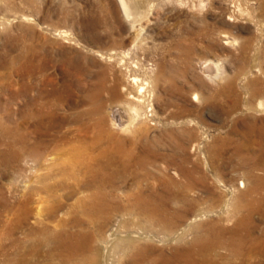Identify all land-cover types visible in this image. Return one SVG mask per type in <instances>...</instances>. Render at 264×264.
<instances>
[{
    "label": "rangeland",
    "instance_id": "obj_1",
    "mask_svg": "<svg viewBox=\"0 0 264 264\" xmlns=\"http://www.w3.org/2000/svg\"><path fill=\"white\" fill-rule=\"evenodd\" d=\"M136 1L132 15L125 0H0V127H22L36 143L40 131L47 151L11 168V177L0 162V198L4 192L13 205L33 187H53L33 194L30 225L42 219L52 233L65 222L77 233L75 256L63 247L68 240L43 244L31 235L27 264H172L193 251L215 264H264V112L257 109L264 102V0ZM135 78L137 88L146 85L148 114L120 131L109 111L127 103L123 87L134 88ZM102 117L108 132L131 138L150 162L138 169L142 176L126 178L127 187H107L124 209L115 203L104 229V218L86 212L94 189L83 188L76 158L100 133ZM11 140L0 141V153ZM243 181L248 189L263 183L248 198L261 201L251 214L240 199ZM141 194L170 204L175 215L191 212L183 225L151 223L130 210L129 197ZM2 205L0 236L14 220ZM10 253L0 254V264H12Z\"/></svg>",
    "mask_w": 264,
    "mask_h": 264
},
{
    "label": "bare ground",
    "instance_id": "obj_2",
    "mask_svg": "<svg viewBox=\"0 0 264 264\" xmlns=\"http://www.w3.org/2000/svg\"><path fill=\"white\" fill-rule=\"evenodd\" d=\"M125 4H126V11L128 12V14L130 13L133 15V14L138 13L139 5H138V2L136 0H125ZM136 21H137V19H136ZM133 82L135 85L134 88L130 87L127 84L123 87V89L126 92V96L128 98L127 103L124 102L125 104H123V105L114 106V107L110 108V111H109V116L111 117V122L115 126L114 128H116L117 130H120V131H127V132L129 131L130 132L131 129H133V127L136 125V123L139 120L143 119L148 114V113H146V111L144 109L146 106V104H145L146 103V97L144 94L145 90H146V88H145L146 85H141V87L137 88L136 86L138 84H137L136 78L133 80ZM114 91H115V93L117 92L116 94L118 95V90L114 89ZM93 109H94V107H93ZM100 109H101V107L100 108L97 107L95 109V111L98 112ZM257 109L260 112H264V102H261ZM151 111H153V109ZM28 115H26V119H27ZM28 120H30V119H28ZM143 121H144V119H143ZM99 124H100L99 125L100 131L99 130L98 131L100 133L94 137L93 142H91V144L88 143L87 145L83 146L80 150H78L76 158L78 159V162H80V164H81V167H79V168H81L85 174V183L83 184V188L94 189V192L91 195V201L89 203H88V201H84V204L86 207V212L88 211L91 216L104 218L105 221L100 225V228L104 229V226H105L104 223L108 222L112 219L110 217V215L108 214V211L110 210V208L115 203H118L119 205L117 207L124 209L123 199L120 200L118 198H115L116 201L111 199L112 198L111 195L106 191L107 187H109V188L115 187V186L127 187L130 184V180H128L126 178L129 175H133V176H137V177L142 176V174L138 171V169L149 168L150 162L148 160H146L145 158H143L142 156H138L137 145L134 143L132 144L133 141L131 138L122 137V136L118 135L117 133H114V131L108 132L111 129H109L107 127L109 130L108 131L106 130V127L104 126V125H106V118L105 117L100 118ZM21 128L22 127H0V141H5L6 138L13 139V140H11V143H9L7 146L9 148L6 149L4 152L0 153V162L1 163L3 162V165L8 169V171H7L8 177H11L13 174V172L11 171V168H13V167L17 168L18 165H20V163H22V161H24L25 159H30L31 161L33 160V161L37 162L39 160H42L45 152H47L45 145H43V144L41 145V143H40V142H43L45 140V135L38 133L40 131L36 132L38 135L41 136V140L38 143H36L37 141L35 139H34L35 142H33L34 140H32L31 137H28L27 135H25L26 133L23 134L21 132ZM143 130H142V132H143ZM104 141L107 142L108 144L105 147L100 148V146L103 145ZM129 142H131V144H132L131 148H129V144H128ZM17 146H19L18 149H17ZM92 148H94L96 151L89 152ZM143 150H141V151H143ZM143 152L146 154L147 151H143ZM258 165L261 166L262 164H257L256 168L258 167ZM263 166H264V163H263ZM21 170H23V169H21ZM153 170H155V169H153ZM254 174H255V172H254ZM57 177H58V174H57ZM123 177H125V178H123ZM38 178H40V181L43 182V180L46 179L47 177H45L44 179H41V176H40ZM139 179H140V177H139ZM260 180H262V182L264 183L263 177H261ZM262 182L259 183L257 186L253 187V189L252 188L248 189L247 183L244 181L241 182V187L248 189V190H245L244 192H242V194L240 195V199H243V201H248L247 204L244 205L245 212L251 214L252 211L255 210V205L261 203L260 199H251V200H249V199L253 195H255L259 192L261 185L263 184ZM165 183L166 182H164V184ZM55 185L56 186H59V185L62 186V183L60 181H57L55 183ZM165 185H167V184H165ZM45 187L44 188L38 187V186L33 187L32 193H27V194L24 193L22 195V197L18 198V199H16V197H14V200L16 201V203L13 205H12V201L9 200L4 195V192L2 193V196L0 198V203H3L2 206H5V207L7 206V207L12 208V210L14 211V214H13L14 220H12V224L10 226L8 225L9 227L7 229L5 228V230L1 233V236H0V254H5L6 252L10 251L11 252L10 256H12V264H27L28 263L29 260L27 257L29 255V252L31 249V248L29 249L28 243L30 242L29 237L31 235H34V237L38 236L40 238V242H43V244H47L49 242V240L51 241V238H53V237H56V238L61 237L65 240H68V242H65V245L63 247L65 249H67V251H69L71 255H73V256L76 255V234L77 233L71 232L68 229L67 223H65V222L61 223L60 222L58 224V229H54L53 232L51 233L50 231H52V230H50L49 225L47 223H44L42 221V219L41 220L38 219L37 226H35V225L31 226L32 224L29 222L30 217L34 213L33 208L29 207L30 206L29 203L34 200L33 194L34 193L37 194L38 191L53 189V187H51V188H49L48 186L46 188ZM151 187H153V186L151 185ZM146 190H149V189H146ZM167 194H168V192H167ZM148 196H150V195H148ZM151 196H153V195H151ZM171 197H172V195H171ZM129 198H131L133 200V204L130 207L131 211H140L142 214L144 213L150 218L151 223L152 222L153 223H156V222L161 223L162 222L165 227L176 226V225H179V223L182 224L184 222V217L187 214H190V212H191L190 210H188L186 213H183V215L181 214V212L178 213L177 215H175L174 213H171V211H170L171 210L170 204L164 203V202L163 203L158 202V204H154L155 202L152 203V200L146 201L142 194L138 195L136 197H129ZM178 198H180V197H178ZM153 200H154V198H153ZM119 201L121 203H119ZM168 201H169V199H168ZM226 201H228V199ZM253 202L255 204H253ZM173 208H175V207H173ZM199 209H197V211ZM57 212H58L57 207H54L53 211L50 212V214L53 217H56ZM235 212L240 214V213H242V210L239 207H237V209H235ZM202 213L203 212L201 210V212H199L195 216L196 218H194V221L196 219H198L199 217H201ZM204 215H206V213ZM75 221H76V219H75ZM146 221H147V219H146ZM188 225L189 224H187V226ZM117 227L118 228H116V229L114 227L111 229V233H110L111 237L117 235L115 232L117 230H119V225H117ZM181 231H182V233H181ZM181 231L178 232V234H177L178 236L176 235L180 239H182V236H183V233L185 230L182 229ZM127 238L129 239L130 236H127ZM151 238H153V236ZM128 244H130V241ZM57 245H58V243H57ZM227 245L229 246V247H227L229 250L232 249L230 247V244H227ZM77 246H80V244H78ZM221 246H222V243L219 242L216 245H214L212 249L209 248L208 250L213 251V250H216V248H219ZM237 248H238V246H237ZM190 253L191 254L188 256L180 257L174 261L171 260V261H173L172 264H215L213 262L214 259L212 260L209 257V255H207L206 253L204 254L202 251H201V254L203 253V255L198 254L196 251H193ZM73 256L68 257V259L73 258ZM229 256H231V255H229ZM221 260H222V258H221ZM155 264H157V260H155Z\"/></svg>",
    "mask_w": 264,
    "mask_h": 264
}]
</instances>
